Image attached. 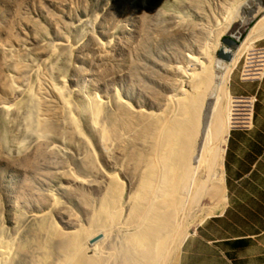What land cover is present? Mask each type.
Returning a JSON list of instances; mask_svg holds the SVG:
<instances>
[{
    "label": "rangeland",
    "instance_id": "374dc122",
    "mask_svg": "<svg viewBox=\"0 0 264 264\" xmlns=\"http://www.w3.org/2000/svg\"><path fill=\"white\" fill-rule=\"evenodd\" d=\"M240 11L257 12L237 21ZM263 14L264 0H0V244L10 264H57L63 232L89 226L111 177L133 190L157 115L191 92L199 65L233 57L224 39L241 45ZM252 46L264 51V37ZM248 57L230 74L242 99H253ZM201 201L189 232L224 202ZM118 226L102 243L106 264H118Z\"/></svg>",
    "mask_w": 264,
    "mask_h": 264
},
{
    "label": "bare ground",
    "instance_id": "6f19581e",
    "mask_svg": "<svg viewBox=\"0 0 264 264\" xmlns=\"http://www.w3.org/2000/svg\"><path fill=\"white\" fill-rule=\"evenodd\" d=\"M241 12L235 20L257 11ZM263 37L264 14L250 27L241 45L230 39L227 47L234 51L233 57L224 50L220 57L225 61L208 60L199 65V72L188 75L191 92L183 91L171 99L156 117V136L142 155L144 166L135 188L126 193L122 182L111 177L89 226L63 232L66 243L59 249L57 264H106L112 257L102 249V243L120 224L124 232L118 264H175L189 234L185 224L193 207L204 198L217 205L224 200L222 159L228 131L238 121H248L252 104V98L230 94V74L246 53L251 64L243 75L260 76L264 51L252 44ZM218 66L224 70L219 76L214 72L220 71ZM210 100H214L212 105ZM124 195L126 212L121 202ZM215 212L206 211L196 222ZM54 230L52 222L50 232ZM88 250L92 253L87 254ZM10 251L0 244V264H10Z\"/></svg>",
    "mask_w": 264,
    "mask_h": 264
},
{
    "label": "crops",
    "instance_id": "0c3cea01",
    "mask_svg": "<svg viewBox=\"0 0 264 264\" xmlns=\"http://www.w3.org/2000/svg\"><path fill=\"white\" fill-rule=\"evenodd\" d=\"M251 79L249 119L229 129L224 147V202L189 232L177 264H264V62Z\"/></svg>",
    "mask_w": 264,
    "mask_h": 264
},
{
    "label": "water",
    "instance_id": "95a60500",
    "mask_svg": "<svg viewBox=\"0 0 264 264\" xmlns=\"http://www.w3.org/2000/svg\"><path fill=\"white\" fill-rule=\"evenodd\" d=\"M229 41H230V39H228V38L224 39V42H225L226 44H228Z\"/></svg>",
    "mask_w": 264,
    "mask_h": 264
},
{
    "label": "built area",
    "instance_id": "2783aa9c",
    "mask_svg": "<svg viewBox=\"0 0 264 264\" xmlns=\"http://www.w3.org/2000/svg\"><path fill=\"white\" fill-rule=\"evenodd\" d=\"M253 71H255V70H253Z\"/></svg>",
    "mask_w": 264,
    "mask_h": 264
}]
</instances>
